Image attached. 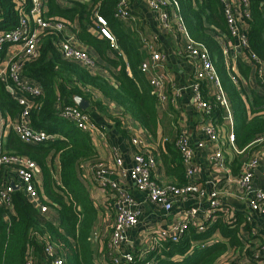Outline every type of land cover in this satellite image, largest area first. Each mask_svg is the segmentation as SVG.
I'll use <instances>...</instances> for the list:
<instances>
[{
    "label": "trees",
    "instance_id": "obj_1",
    "mask_svg": "<svg viewBox=\"0 0 264 264\" xmlns=\"http://www.w3.org/2000/svg\"><path fill=\"white\" fill-rule=\"evenodd\" d=\"M248 1L250 17L247 20V47L243 52L246 55L249 51L254 52L264 62V0ZM118 2L73 0L67 8L52 5L50 12L55 15L53 18L63 21L65 25L77 20L78 39L91 45L101 56L106 54L107 48L111 49L109 41L96 38L89 25L95 13L107 19L110 32L126 55V62L115 55L111 74L113 82L63 59L57 50V36L54 33L43 36L39 57L23 66L22 74L34 79L43 89L41 95L29 97L30 124L53 137L35 145L18 139L20 142L15 146L14 153L32 159L37 164L43 177L42 193L38 192L40 203L55 209L56 221L52 222L42 215L21 187L13 189L10 195L13 214L8 222L0 207V264H24L29 254L47 262L45 244L41 241L44 236L64 257L65 264H95L89 237L98 209L91 198L81 165L88 160L93 166L99 162L95 161L96 150L89 134L61 118L58 114L61 106L74 105L73 98L79 96L88 101L89 106L98 107L100 102L96 100V95L99 94L116 102L149 133L154 134L159 126L157 98L151 93L149 81L139 68L141 53L130 32L113 16ZM16 3V0H0V31L17 25ZM179 3L188 33L209 49L233 116V144L247 156L248 151L255 146L254 141L264 137V94L260 95L255 90L246 94L236 74L234 76L239 82L236 84L231 80L221 47L206 32L211 28L215 33L218 30L227 33L219 1L179 0ZM204 23L209 27L204 26ZM238 69L243 78L249 77V66L239 63ZM257 82L264 87V70L261 77H257ZM199 90L210 105L209 112L205 113L207 118L213 125L223 126L227 122L225 108L210 93L208 82L201 81ZM20 110L14 95L6 90L4 82L0 80L1 113L14 116ZM173 142H164L167 153L162 155V159L169 173L176 177L178 183H183L186 182L185 165ZM54 160L58 161L60 167L58 183L50 170L49 163ZM247 225L242 215L230 216L226 211L217 209L203 223L202 231L194 227L187 228L177 241L159 240L143 258L137 256L134 264H144L146 261L152 264H238L243 255L256 260L248 241L241 235L242 228H249ZM215 233L221 239L205 244Z\"/></svg>",
    "mask_w": 264,
    "mask_h": 264
},
{
    "label": "crops",
    "instance_id": "obj_2",
    "mask_svg": "<svg viewBox=\"0 0 264 264\" xmlns=\"http://www.w3.org/2000/svg\"><path fill=\"white\" fill-rule=\"evenodd\" d=\"M41 1L43 5V17L53 18L55 15L50 13L52 5L58 8H67L73 0L65 3L61 2V0ZM125 1L130 16L127 19L119 20L134 38L135 45L142 56L141 63L148 62L152 65L151 54L153 52L160 54L161 58L152 67L151 74L163 77V91L166 99L163 103H160L155 95L158 102L157 112L160 123L154 134L149 133L129 114L125 113L116 102L99 94L96 95V100L100 102L98 107L89 106L88 102L87 108L85 110L82 109L90 115L91 121L101 131V133L95 132L92 135L89 134V137L96 150L95 161L104 164L108 171L102 177V181L116 183L128 192L137 203L139 222L126 231V240L122 245V249L140 256L143 254L145 248L155 245L153 239L159 233L170 229L174 224L185 222L187 228L194 227L198 229L197 227L203 225L206 219L213 213V209L208 206L207 197L196 195L174 199L172 208L169 211L159 209L148 201L146 193L137 190L132 181L117 172L114 166V157L119 156L125 165H130L133 154L139 150L131 144L130 140L132 137H138L142 141L143 151L149 152L155 160L152 175L158 183L163 185H182L187 181H191L199 187L204 188L206 193L212 190L213 184L218 187L220 191V209L226 211L230 216L240 214L245 217L246 223H248L247 226L249 228H242L241 235L243 239L248 241L256 260L243 255L241 261H247L249 264H264V214L254 212L249 208V195H245L236 184V178L242 172L244 164L251 156H255L258 162L254 170L252 184L254 188H264V177L262 175L264 172V145L253 146V149L251 148L248 151L247 156L239 152L235 147L233 148L228 140V135L232 133V125H230L226 116L227 122L223 126H216L221 130L218 141L213 142L207 138L203 126L211 123V121L203 111L196 108L193 100L191 88L194 78L193 62L181 51L186 42L185 37L179 33L173 34L165 31L160 23L158 12L150 7L147 0ZM65 26L67 28L66 31L75 37L77 45L86 50L92 58L94 63L93 74L100 75L108 79L109 82H113L111 74L114 71L113 61L116 59L115 55H119L126 62V55L121 46H119L117 39L118 51H115L108 43L111 49L107 48L106 54L101 56L91 45H87L78 39L76 35L79 30L77 20ZM204 26L209 27L205 23ZM89 29L96 38L103 41L104 38L98 33L94 17L91 20ZM206 32L214 37L215 40L217 36H222L228 52L227 56L224 55L226 59V71L227 73L231 71L232 75L236 74L239 76L243 91L249 95L251 90H255L258 94L263 95L264 87L257 82V77L261 76L251 65L243 49L235 47L237 44L236 39L230 37L228 32L223 33L220 30L215 33L213 29L209 28ZM216 42L221 47L217 40ZM13 49H15V46L10 44L3 47L0 51V64L4 59L10 57ZM239 63L250 67V74L247 79L243 78L239 73ZM128 74L131 75L129 69ZM145 76L149 81L150 75L145 74ZM5 88L10 93L6 84ZM74 105H76L75 102ZM16 121H18V113L10 116L8 113L3 114L0 111V152L14 153L16 151L15 146L20 141L10 127ZM179 131H183L188 137L193 150L192 165L194 167V174L190 179L186 177V182L183 183H178L176 177L169 173V169L166 168L162 159V155L167 153L164 149V142H175ZM199 142L202 143L201 147L198 146ZM216 149L222 151L225 160L224 169H221L216 163L211 161V155ZM49 164L52 176L58 183L59 163L57 160H54ZM93 165L88 160L81 167L85 182L89 186L91 198L98 209L97 218L89 237L94 254V263L103 264V253L107 247L106 244L110 236V224L115 217L116 208L111 198L112 191L108 187H102L94 178L92 171L95 166ZM0 183H18L14 168L3 167L0 169ZM34 183L37 192L42 193L43 177L41 171L35 175ZM33 204L39 211L38 204ZM2 208L4 210L3 217L8 222L9 217L13 214L11 205ZM191 209H196L197 212L196 219L192 221L189 218ZM51 215L52 222H55L56 213L51 212ZM43 239H47L46 236L41 238V241ZM149 239H152V242ZM219 239H221V236L215 233L205 244ZM35 261L36 264H48V261L46 262L42 258L36 257Z\"/></svg>",
    "mask_w": 264,
    "mask_h": 264
},
{
    "label": "built area",
    "instance_id": "obj_3",
    "mask_svg": "<svg viewBox=\"0 0 264 264\" xmlns=\"http://www.w3.org/2000/svg\"><path fill=\"white\" fill-rule=\"evenodd\" d=\"M16 14L18 16L17 25L12 29L0 31V51L7 44L14 45L15 49L11 51L10 57L4 59L0 64V80L4 81L7 89L14 95L21 110L18 114V121L10 125L18 139L26 144H39L53 135L48 134L44 130L35 129L30 125L29 113L31 103L29 97H36L43 93L41 86L32 78L22 74L23 66L28 61L36 60L40 54V42L46 33H54L57 36L56 46L61 57L66 61L78 65L80 68L94 73V63L86 50L77 45V41L73 35L66 31L63 21L57 18L43 17V5L41 0H16ZM69 0H61L65 3ZM227 25V32L230 37L236 39L235 47L245 49L247 47V20L250 17L248 0H218ZM151 8L158 12V17L162 28L173 34H182L186 42L181 51L193 62V83L191 88L193 91V100L197 109L208 113L210 109L209 103L203 99L199 84L206 81L210 85L211 93L224 106L226 111V119L232 125V114L229 104L225 98L220 85V79L214 67L209 49L200 41L193 39L188 33L187 26L181 12L179 0H147ZM117 19H127L130 13L126 6L125 0H119L114 15ZM97 30L99 35L109 41L110 47L118 51L116 38L112 35L108 28L107 19L98 14H94ZM216 40L223 47V55L227 56L226 45L222 36H217ZM229 41V40H228ZM227 41V42H228ZM251 65L260 74L264 70L263 60L254 52L249 51L247 54ZM161 56L157 52L151 54L152 65L148 62H142L139 65L140 71L150 75L149 84L151 93L156 95L159 102L163 103L166 96L163 91L164 82L161 75L151 74L152 67L160 60ZM231 72V71H230ZM229 72L230 78L234 83L237 79ZM61 118L73 123L78 129L92 135L95 132L101 133L99 128L91 121L90 115L75 105H65L58 109ZM204 133L210 141H218L221 130L211 123L203 126ZM228 140L233 148V134L228 135ZM131 144L138 148L131 159L130 165H125L121 157H114V166L117 172L133 182L137 190L146 193L148 201L155 207L164 211L172 208L173 200L176 198H184L189 196H206L208 206L213 212L220 209L218 187L213 184L212 190L206 193L204 188L199 187L191 181H187L182 185L160 184L153 175L152 171L155 166L153 156L143 151L142 141L138 137H132ZM175 145L180 152L182 162L185 165V175L187 179L193 177L194 167L192 165L193 150L188 137L183 131H179L176 137ZM255 146L264 145V137L254 141ZM201 147L202 143L199 142ZM211 161L216 163L221 169L225 167V160L222 151L216 149L211 155ZM257 158H251L244 164L243 170L236 178V184L241 188L245 195H249V208L260 214H264V188H254L252 181L254 178V170L257 166ZM3 167H12L15 170L18 183H0V207L11 205V192L15 186L21 187L29 201L38 204L39 212L46 216L50 221L51 212L56 213L55 209L47 204L40 203L38 192L35 187L34 177L39 173L37 164L27 157L20 156L15 153L0 152V169ZM104 164L98 163L93 169L94 178L104 188L112 191L111 198L116 208L113 221L110 224V236L107 241V247L103 253V264H134L136 255L124 251L122 245L126 240V231L138 224L139 211L137 203L132 196L116 183L102 181V177L107 173ZM264 177V172H263ZM101 182V183H100ZM51 215V216H50ZM196 209H191L189 218L192 221L196 219ZM187 228V224L176 223L170 229L158 234L153 242L158 243L162 239H170L177 241ZM198 231L204 229L203 225L197 227ZM152 242V239H149ZM45 244L44 250L48 257V264H65L64 257L57 251L54 245L49 243L47 239H43ZM155 245H151L144 249L143 254L139 257L143 258L144 254L152 249ZM24 264H36L33 255L26 257ZM144 264H152L146 261ZM238 264H249L247 261H241Z\"/></svg>",
    "mask_w": 264,
    "mask_h": 264
},
{
    "label": "water",
    "instance_id": "obj_4",
    "mask_svg": "<svg viewBox=\"0 0 264 264\" xmlns=\"http://www.w3.org/2000/svg\"><path fill=\"white\" fill-rule=\"evenodd\" d=\"M73 100H74L75 104H76L79 108H81V109H83V110H85V109L87 108V106H88V101L84 100L83 98H81V97H79V96H75V97L73 98ZM15 188H17V186H15Z\"/></svg>",
    "mask_w": 264,
    "mask_h": 264
}]
</instances>
